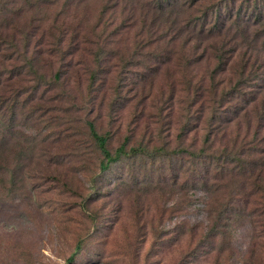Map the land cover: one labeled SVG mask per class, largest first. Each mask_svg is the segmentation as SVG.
<instances>
[{
  "label": "trees",
  "instance_id": "16d2710c",
  "mask_svg": "<svg viewBox=\"0 0 264 264\" xmlns=\"http://www.w3.org/2000/svg\"><path fill=\"white\" fill-rule=\"evenodd\" d=\"M90 2L0 0V150L23 151L24 143L32 155L55 144L73 158L78 149L94 197L99 177L153 151L127 142L111 149L113 136L98 130L95 112L107 104L118 114L131 104L127 93L150 96L164 73L170 107L160 115H170V135L179 130L178 144L170 138V166L177 164L170 186L183 187L189 176L186 189H209L212 176L233 172L263 192L264 161L251 159L259 151L250 143L264 128V69L249 63L256 45L264 51V0H102L94 17ZM132 43L137 50L129 53ZM243 125L256 127L252 139L232 136ZM199 132L197 150V141L186 140ZM84 242L64 264L76 262Z\"/></svg>",
  "mask_w": 264,
  "mask_h": 264
},
{
  "label": "rangeland",
  "instance_id": "374dc122",
  "mask_svg": "<svg viewBox=\"0 0 264 264\" xmlns=\"http://www.w3.org/2000/svg\"><path fill=\"white\" fill-rule=\"evenodd\" d=\"M101 5L91 0L86 12L94 17ZM134 45H126L129 53ZM256 49L249 70L264 69V51ZM166 79L164 73L155 78L150 96L127 93L131 104L116 115L107 104L95 112L98 130L113 136L111 149L127 142L153 151L99 177L94 197L78 149L73 158L55 144L50 153L32 155L25 154L24 143V155L14 146L0 150V264H64L80 238L84 250L74 264H264V191H254L246 176L218 173L209 189L196 190L185 188L190 177L184 176L183 187L170 186V171L177 167L176 161L170 166V138L178 144L179 130L170 135V115H160L170 107L169 90L160 88H167ZM253 132L255 126L243 125L232 136L247 134L250 140ZM202 138V132L191 133L186 142L197 141L199 150ZM250 145L259 151L251 159L264 161V128ZM206 170L203 165L201 172Z\"/></svg>",
  "mask_w": 264,
  "mask_h": 264
}]
</instances>
